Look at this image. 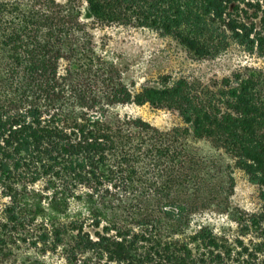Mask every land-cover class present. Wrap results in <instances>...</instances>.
I'll return each mask as SVG.
<instances>
[{
    "label": "trees",
    "instance_id": "obj_1",
    "mask_svg": "<svg viewBox=\"0 0 264 264\" xmlns=\"http://www.w3.org/2000/svg\"><path fill=\"white\" fill-rule=\"evenodd\" d=\"M107 27L154 31L197 60L236 48L244 61L206 82L130 86L94 41ZM146 105L181 124L128 111ZM235 170L261 188L256 210L232 205ZM31 253L264 264V0H0V262Z\"/></svg>",
    "mask_w": 264,
    "mask_h": 264
},
{
    "label": "rangeland",
    "instance_id": "obj_2",
    "mask_svg": "<svg viewBox=\"0 0 264 264\" xmlns=\"http://www.w3.org/2000/svg\"><path fill=\"white\" fill-rule=\"evenodd\" d=\"M96 44L102 47L110 60L123 72L126 84H155L159 77L170 75L174 78L188 77L203 82L211 78L229 76L244 61L243 55L233 48L214 60H197L189 55L175 40L146 29L127 27L97 28L93 32ZM134 117L142 118L161 129H170L181 124L178 115L155 110L150 106H132L128 109ZM193 151L203 155L211 154L208 144L189 141ZM222 178V177H221ZM234 189L231 196L233 206L256 210L260 205L259 186L249 182L243 172H233ZM69 264L59 255L30 254L27 264ZM0 264H23L17 262Z\"/></svg>",
    "mask_w": 264,
    "mask_h": 264
}]
</instances>
